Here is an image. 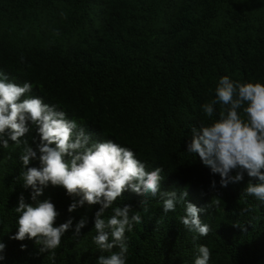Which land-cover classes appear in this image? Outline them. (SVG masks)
Masks as SVG:
<instances>
[{"label": "trees", "instance_id": "obj_1", "mask_svg": "<svg viewBox=\"0 0 264 264\" xmlns=\"http://www.w3.org/2000/svg\"><path fill=\"white\" fill-rule=\"evenodd\" d=\"M0 73L31 83L29 95L101 142L131 149L147 170L162 168V193L187 190V201L205 209L200 219L211 230L200 237L180 222L182 204L165 214L159 195L124 192L113 207L131 205L143 219L126 233V264H194L198 245L209 247L208 264H264V202L242 195L247 174L221 187L220 176L186 152L191 129L219 119L221 105L211 119L202 105L215 98L221 77L264 84V0H0ZM29 126L22 139L37 152L29 167L39 168L40 136ZM21 151L12 141L0 146V264H97L108 254L93 243L100 205L69 213L72 198L62 187L49 185L37 198L55 205V226L73 221L55 258L34 240L10 239L18 230V198L33 203L32 190L17 179ZM216 198L220 205L209 207ZM243 208L252 211L241 214ZM111 215L109 209L105 218ZM82 218L86 226L73 238ZM237 222L252 227L242 234Z\"/></svg>", "mask_w": 264, "mask_h": 264}, {"label": "clouds", "instance_id": "obj_2", "mask_svg": "<svg viewBox=\"0 0 264 264\" xmlns=\"http://www.w3.org/2000/svg\"><path fill=\"white\" fill-rule=\"evenodd\" d=\"M31 91V83L9 82L7 76L0 73V146L8 148L9 141L22 146L19 159L23 171L17 179L23 180L25 189L32 190L33 201L26 203L23 194L18 198L14 208L18 214V230L10 239L34 240L40 253L55 258L62 237L72 228L73 221L68 219L55 226L59 215L55 205L50 199H37L49 185L62 187L72 198L69 213L85 203L100 205L94 218L96 235L93 243L101 253L108 254H101L97 264L127 262L126 233L131 232L134 225L143 223L140 212L134 211L131 205L113 207L127 191L145 197L159 195L165 214L175 212L177 205L182 204L185 208L180 221L182 225L200 237L208 236L210 226L200 219V213L205 209L187 201V190L179 195L176 191L161 192L162 168L147 170L134 151L112 140L101 142L96 134H88L77 121L68 119L64 111L45 103L42 97L29 95ZM217 104L222 106L219 119L199 129L193 127L186 152L198 156L212 174H218L221 187L243 181L246 173L249 181L242 195L264 202V84L241 83L223 76L215 88V98L202 105L207 118L214 116ZM29 125L40 136L39 168L29 167L37 158V152L28 140L22 139L30 132ZM233 172L236 173L234 176ZM215 184L213 181V188ZM220 203L221 200L216 198L214 205L211 202L209 207H218ZM147 204L148 199H144L140 207L147 210ZM109 209L112 215L105 218ZM250 211L251 208H243L241 214ZM85 226L86 218H82L75 226L73 238L79 237ZM233 227L246 234L252 224L237 222ZM4 250L5 244L0 242V253ZM197 252L194 264H208L209 247L198 245ZM3 259L0 255V260Z\"/></svg>", "mask_w": 264, "mask_h": 264}]
</instances>
